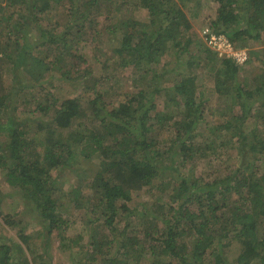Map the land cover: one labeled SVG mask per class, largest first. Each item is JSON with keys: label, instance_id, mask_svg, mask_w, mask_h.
<instances>
[{"label": "trees", "instance_id": "obj_1", "mask_svg": "<svg viewBox=\"0 0 264 264\" xmlns=\"http://www.w3.org/2000/svg\"><path fill=\"white\" fill-rule=\"evenodd\" d=\"M65 1L35 0L33 20L52 9L65 14ZM71 1L73 18L68 20L66 15L68 31L62 35V43L84 45L82 37L100 27L103 17L104 25L108 24V35H119L120 42L104 62L98 59L105 75L90 76V82L94 79L91 87L90 83H80L87 78L86 74L93 72V66L78 49H74L77 53L69 50L73 62L65 64L63 60L62 67L59 60L47 65L43 59L33 58L30 50L17 52L16 60L21 61L19 64L36 84H41L47 74L59 72L63 80L84 87L77 92L80 97H66L60 105L48 92L55 114L51 118L49 107L38 105V111L47 121L38 122L39 131L32 138L15 124L10 126L4 121L0 125L9 137L5 148H0L2 164L4 151L5 155L9 154L5 170L8 183L25 192L23 198L33 201L36 215L47 220L51 234L65 223L64 216L73 212L85 213L87 223L94 228L89 235L100 227L106 228L107 234L95 233L91 237V245L97 250L130 241L132 251H137L140 238L128 234L133 227L131 232L139 230L146 235L154 232L157 235L153 236L154 240L161 247L151 245L153 255L164 254L170 261L154 260L152 264H173L174 258H178V264H264V231H261L264 200L260 198L264 196V48H255L264 45V0H213L219 5V17L211 22L210 28L225 35L235 50L247 52L243 65L213 50L197 33L189 36L193 28L173 0H109L110 5L106 6L99 0ZM7 2L6 14L10 8L19 10V3H27L26 0ZM249 9L252 14L247 21L251 27L240 29L242 12ZM20 15L23 16L22 11ZM47 34L55 36L43 29L42 36ZM168 54L171 60L167 59ZM194 55L210 70L208 85H202L208 94L205 90L199 92L197 76L184 73L197 66ZM130 68L135 73L131 76L135 94L116 89L113 83L115 73H126ZM178 69L185 76L182 79L179 73L181 79L175 81L171 75ZM161 79L164 82L159 83ZM4 100L5 95L0 97V110ZM216 100L221 102L217 105L219 120L212 122L213 107L208 114L206 106H216ZM258 122L259 130L251 140L242 129ZM66 132L69 138L65 137ZM229 135L237 142L224 146ZM70 139L76 146L73 147ZM215 143L219 144L217 153L209 159ZM164 144H167L165 149ZM247 144L248 154L244 151ZM65 155L71 159H77L78 155L79 162L88 165L79 176L86 194L80 195L77 190L69 193L54 184L58 169L66 164ZM229 156H240L246 163L237 165L232 175L224 178L200 181L172 172L180 167L182 170L199 166L203 161L211 163L220 159L224 163ZM92 160L93 164L89 165L88 161ZM167 177L171 178L167 184L177 188L178 207L172 213L174 223L159 232L155 219L149 220L145 212L138 214L129 203L134 201L135 192L152 186L155 180L164 184L162 181ZM179 177L180 182L174 180ZM243 191L253 208L245 209L244 199L231 203L230 198ZM117 203L121 206L117 207ZM163 206L160 205L159 213L166 217ZM9 218L4 219L5 226L16 229L19 221ZM192 230L199 238L194 245L190 241L193 248H188L185 240ZM19 232L22 242L27 244L24 231ZM231 243L235 247L234 255L229 257L223 252L224 258L222 249L229 252ZM209 249L215 257L213 262L206 255ZM132 251H128V257ZM188 251L193 252L194 259H199H187ZM13 253L12 246L0 244V264H17L13 262Z\"/></svg>", "mask_w": 264, "mask_h": 264}, {"label": "rangeland", "instance_id": "obj_2", "mask_svg": "<svg viewBox=\"0 0 264 264\" xmlns=\"http://www.w3.org/2000/svg\"><path fill=\"white\" fill-rule=\"evenodd\" d=\"M26 1V4L19 3L21 7H19V10L16 11L14 8H10V11L6 14V5L8 2L7 0H0V97L5 95V103L0 110V125H3L4 121L10 126L15 124L26 131L28 136L32 138L36 136L37 131H39L37 129L38 122L47 121V119H44V115L38 111V105L41 104L49 107L51 118L55 114L54 106L52 102L49 101L47 95L48 92H51L53 96H55L60 105L62 100L66 99V97H80L81 95H78L77 92L83 89L84 85L80 87L77 82H68L67 79L63 80L64 78L62 79L59 76V72L47 74L41 84L38 85L27 73H25L23 65L21 63L19 64L21 61L16 60L17 52H27L30 50L33 58L43 59L47 65L52 64L53 61L56 62L59 60V66L62 67L63 60L65 64H72L73 62L69 50L78 49V52L83 57L88 58L89 65L91 64V66H93V72L90 71L89 74H86L87 78L80 83H90L91 87V85H94V79L93 82H90V76L94 78V75H96V77H100L103 74L105 75L102 66L97 63L98 59L104 62L106 56L110 55L111 49L120 42V37L119 35L115 37L114 34L108 35V24L107 26L104 25L105 17H103L100 19V22L102 21L99 25L100 27L89 30V35L82 37V39L85 40L84 45L78 46L77 44H72V42H67L66 44L62 43V35L66 30L68 31L67 20L65 21L66 15H69L68 20L73 18L72 1H65V14H63L62 10L52 9L45 15L37 16L35 21L33 20L35 15H33L32 9V4L35 0ZM99 1L105 6L110 5L109 0ZM173 2L182 8L186 14L188 23L193 28L188 35L192 37V33H197L198 38L204 42V38H202L200 34L207 26H211L212 21H215L219 17V5L213 0H173ZM184 4L187 6L184 7ZM21 11L23 12V16L20 15ZM251 14L252 9H249L247 13L242 12L243 16L240 22L242 26L240 29L251 27L247 21V17L251 16ZM43 29L49 30V33H55V36L51 37L49 34L42 36ZM150 31L151 30H149V32ZM84 32H86V30H84ZM50 39H52L53 42L50 41ZM204 48L206 49L207 47ZM255 48L256 50H263L264 45H259ZM84 49L86 50L84 51ZM74 52L76 51L74 50ZM193 53L185 54L191 55ZM194 57L199 69L196 66L192 70L189 69V71H184V73L190 72V75L197 76L199 92H204L205 89L202 88V85H208L209 79L207 75H209L210 70L203 67V63H200L198 60L199 56L194 55ZM167 59L171 60L172 57L168 54ZM70 69L72 70L73 67H70ZM131 69L132 68L128 69L126 73H115L116 79L113 83L116 89H120L123 92H134L135 94L136 90L133 89V84L131 82V76L135 73L134 68L133 70ZM138 71L143 70L140 69ZM180 71L181 70L178 69L177 73H173V75H171L172 79H175V81L180 80L179 73L183 79L185 75ZM242 71L243 69L241 68V72ZM116 80H119V82L117 83ZM163 80L164 79L159 80V83L164 82ZM166 82H170V79H166ZM208 92L209 91L205 90V93L208 94ZM220 103V101L216 100V106H206L208 114L212 113L210 109L213 107L212 122L219 120L218 113L220 112H217L219 109L217 105ZM161 105L162 104H160V107ZM24 122L26 125H23ZM259 125V122L256 123V125H248V129L247 126H245L242 131L252 140L254 138V132L259 130ZM65 137L69 138L67 132ZM8 139V135L0 128V148H5L6 143L9 141ZM69 141L73 147L76 146L71 139ZM236 142L237 139H233L232 135H229L228 138L226 137L224 146L232 145ZM216 146H219V144L215 143L212 146V151L214 153L209 159L217 153ZM248 146L247 144L244 148L247 154ZM166 147L167 144H164L163 148L165 149ZM6 152L8 153L7 150ZM8 155L9 154L5 155L4 151L2 155L5 156L4 163L2 164V161H0V244L6 247H13V256L15 257L13 262L17 264H41V260L43 264H152L154 260H159L164 263L170 262L164 254L157 256L153 255L150 246L154 244L157 249L161 247L159 241L154 240V237H157V235H153L154 232H149V235L144 233L141 234L139 230L131 232L133 227H130L128 234L130 235L129 237L140 238V240L138 239L140 246L137 251H132L130 241L124 243L127 245L126 247L124 244L118 242L112 246L106 245L102 250H97L96 247L91 245V237L95 235V233H100V235L107 234L106 228L100 227L94 234L89 235L88 232L94 230V228L87 223L88 218L85 216L84 212L66 214L64 216L65 223L61 228H58V231L51 234L49 232L47 220H42L39 215H36L37 213H35L33 201L30 198H23L25 192L20 188L14 189L8 183L5 171L6 167H8L6 160ZM75 157H77V159H71L68 155H65L64 160L66 164L58 169L53 182L66 192L72 193L77 190L80 195H83L87 192L81 187L83 179L79 176L82 174L81 170L84 171L88 165L86 164L87 166H83V164L79 162V156L77 155ZM93 160L88 161L89 165L93 164ZM250 161L251 158L249 159V162ZM245 163L246 162H244L240 156H229L228 160L224 163H222L220 159L212 160L211 163L203 161L202 163L200 162L199 166H187V168L183 167L182 170H180V167L172 172L175 174L179 172L180 175L185 177L193 176L194 179H199L200 181H211L216 179V177L224 178L229 176L230 173L232 175V171H234L237 165H244ZM190 169H192V171ZM168 170H171V165ZM169 179L171 178L167 177L165 181L161 180L165 182L164 184H161L159 180H155L152 186L146 187L142 191L135 192L134 201L129 203L130 207L137 211V213L138 211L141 213L145 212L149 220L155 219L158 222L156 224L159 227V232L165 231L174 223L175 220L173 219L174 216L172 213L178 207L177 188H175V185L170 186V184H167ZM174 180L180 182V177ZM248 197L247 193L243 191L240 195L232 196L230 200L232 203L237 199H244L246 203L244 208H253V203L248 200ZM260 198L264 200V196ZM116 205L117 207L121 206L120 203ZM160 205L165 206L166 217L165 215L162 217L159 213L161 210H159ZM9 217L16 218V220L19 221L17 224L20 225L17 226L16 229L5 226L4 219ZM216 226L217 224L211 227L215 228ZM20 230H23L24 235L28 238L26 241L27 244L22 242ZM261 231L264 230L262 229ZM185 233L189 232L186 231ZM191 233L190 237L185 240L186 245L188 244V248L191 246L190 241L194 245L195 241L199 238L194 230H192ZM232 245L233 243H231L229 252L228 249L225 250L223 247L222 255L224 258H226V254L229 255V257L234 255L233 248L235 247ZM191 248H193V246H191ZM128 251H132L129 257L127 256ZM41 252H45L46 255ZM211 253L212 250L209 249L206 255L209 256L213 262L215 257H213ZM192 254L193 252L188 251L186 254L187 259H194ZM35 255H37V257ZM198 259L196 258L194 260ZM172 263L178 264V258H174Z\"/></svg>", "mask_w": 264, "mask_h": 264}, {"label": "built area", "instance_id": "obj_3", "mask_svg": "<svg viewBox=\"0 0 264 264\" xmlns=\"http://www.w3.org/2000/svg\"><path fill=\"white\" fill-rule=\"evenodd\" d=\"M204 34L209 46H211L214 50L225 53L240 63L246 60V53L244 51L235 50L225 36L209 34L208 29L204 31Z\"/></svg>", "mask_w": 264, "mask_h": 264}, {"label": "clouds", "instance_id": "obj_4", "mask_svg": "<svg viewBox=\"0 0 264 264\" xmlns=\"http://www.w3.org/2000/svg\"><path fill=\"white\" fill-rule=\"evenodd\" d=\"M206 29H208L209 30V34H215V35H223L222 33H216V32H214V31H212L211 30V28H210V26H207V28H205L202 32H201V36H202V38H204V41H205V43H206V45H209L208 44V42H207V40H206V37H205V34H204V31L206 30ZM223 36H225V35H223ZM214 50V49H213ZM240 51H243V50H240ZM244 52L246 53V55H247V52L244 50ZM225 54V53H224ZM236 60V59H235ZM237 61V60H236ZM243 63H245V61H243L242 63H240V62H238L237 61V64L238 65H243Z\"/></svg>", "mask_w": 264, "mask_h": 264}]
</instances>
